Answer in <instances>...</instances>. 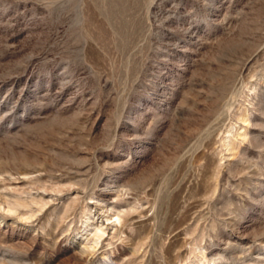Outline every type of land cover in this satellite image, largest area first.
Masks as SVG:
<instances>
[{
	"label": "rangeland",
	"instance_id": "obj_1",
	"mask_svg": "<svg viewBox=\"0 0 264 264\" xmlns=\"http://www.w3.org/2000/svg\"><path fill=\"white\" fill-rule=\"evenodd\" d=\"M0 264H264V0H0Z\"/></svg>",
	"mask_w": 264,
	"mask_h": 264
}]
</instances>
